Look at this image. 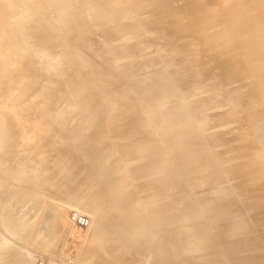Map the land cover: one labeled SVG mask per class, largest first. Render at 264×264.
<instances>
[{
  "label": "bare ground",
  "instance_id": "1",
  "mask_svg": "<svg viewBox=\"0 0 264 264\" xmlns=\"http://www.w3.org/2000/svg\"><path fill=\"white\" fill-rule=\"evenodd\" d=\"M207 1H209V0H185V3L182 5V7L175 8L176 6L175 7L173 6L171 0H139V1H136V0H0V65L2 66V68H4V70L3 69L1 70V74H0V100L3 97H5V98L7 97V99H8V97L11 96L12 93L13 94H14V92L16 93V91H14V89L12 88V84H13L12 79L14 77L13 75L15 74V69H16L14 67V64L16 66V64H19V63H16L17 62L16 59H15L16 62L13 61L14 59L12 57L14 55L11 57L10 54H14V51L12 53L11 48L23 47L24 49L27 50V49H29V47H31L30 50L32 49L37 55H39L40 56L39 58L41 59V61L44 60V61L49 62V69L48 70H50V75H53V73H54L55 76L62 78L63 83L67 84L66 90H64L62 93H61V91H62L61 90L60 91L61 94L57 95L58 97L55 96V93L52 94L57 98V101L55 99L56 103L54 102V100H52L53 98L50 99L49 97H47L48 94H46V97H47L46 100L47 101L50 100V102H51V100H52L55 104L63 103L64 101H68L65 103L70 104L72 101H71V99L69 101L68 98H73L74 99L73 101H75V102H76V99H80L84 102L85 108L88 107V108L94 109V112L92 111V113H91V111H90L87 113L88 116L85 114L86 116L84 117V120H82L84 122H80L79 120H81L82 118L81 119L79 118L78 121L80 123H82V127H80V126L75 127L74 126V127H71V129L68 131L69 133H67V132H66L67 134L64 133V134H66L65 136L67 138L64 136L62 139L59 140L56 137H53V138H56L57 140H59L58 141L59 144L62 143V141H66L67 142L66 144H69L68 148H70V152L73 155L74 162L76 164L82 163L78 159H76V157H86L91 161L92 168H93L92 173L99 183V189H100V192L103 194V198H104V199H102V197L100 195H98L101 198L97 199L99 197H96L95 195H93L91 200H86V202L83 204L85 207L84 208L81 205H79L76 200L68 198L66 196L63 197V201L65 204L67 203V206L69 204L70 206L75 208L76 211H80L82 213H84L83 211L85 210L86 213H88V214H86V213L85 214L88 216L90 215L89 216L90 224L85 227V228L88 227L90 230L89 234H87L88 238L84 235V237H86L88 239L87 244H86V246L82 244L83 246H85L84 250L82 249L83 254L80 256L77 255L79 257L80 263L86 264L87 258L89 256L91 257V255H94V256H92L93 258H91V259H95V256H96L97 259H95V261H93L94 264H128L127 261L123 260V258L118 259V260L115 259L116 261L113 262L114 260L111 258L113 260L112 261L109 257H111L113 254L115 255V253H117L116 251L123 250L124 247L126 250L125 254L127 255L129 253V255H130L131 252H134L139 247H141L142 250H147L148 247L149 248L151 247V249H152V246L155 247L157 244H159V243H157V244L155 243L157 236L155 234L156 229L153 225L155 223H160V225L163 224V226H164L165 223L177 222V220H176L177 218H176V215L174 212V201L173 202L168 201L166 203V205L164 207H162L160 209V211L157 213L154 211V207L152 205L150 208L148 206V209H145V207L141 208L142 207L141 205L145 202V200H148V193L147 192L138 193L139 191L134 192L131 190H135L134 186H132V185L136 184V185L140 186V187L138 186V188H137L135 185L136 189L142 191L143 187H145V185H144V182L140 181V179L147 182L150 180V178H152V176H155L154 174L158 173V175H160L162 173V171H164L162 164L163 163L165 164L166 161L170 162L171 167H172L176 163L175 157L177 158V156H176L177 154L180 156L179 158L181 161L183 159L184 161L187 162L189 171H194V170H197L199 168L201 169L202 166H204V169H207V171H208L207 172L208 174L205 175V178L208 179V181H209L208 184L212 186V189L222 191L229 198H230V196L234 197V199L232 198L233 201L235 200V201H237L236 203H238V204L240 203V205L244 206L246 214L250 216L249 217L250 219L252 218V221L257 219L258 209L259 210L263 209L262 208L263 206H260V205H262V203L264 202V199L255 198L254 194H253V197H250V198L247 197L248 192L246 193V191L248 188L251 189V187L248 186L251 183L247 185V183L250 182V180H248V182H246V179H245V181L241 180L243 175H244V174L242 175V172L240 170V167L242 166V165H240L241 159L243 158L242 155L243 156H244V154L250 155V153H252V151L251 152L246 151V150H250V149H248V148H251L249 146H248V148L245 146L246 149H242V145L243 144L247 145L248 143L245 144L244 141H243L244 143L239 141V146H241V147H239V149L241 148L240 149L241 151L244 150V152H242L244 154H241L240 157H242V158L240 159V157H239V161H237V164L234 162V164L232 163L233 164L232 166L223 164V159H225V157L222 158L223 156L220 153H222V152L224 153V151H222V150L220 151V150H218L219 148L215 147V146H217V145H215L218 143L217 141L221 140V139L217 140L218 136H220L219 138H222V136H223L226 139V136H224V132H223V130H226V129L223 128V130H222L221 128H218V129L222 130V131L220 130V132L217 131L218 130L217 128L213 129L214 125L218 124V123L213 124V123H215L213 121L215 119H217V117H218L217 121H219V119L220 120L222 118L225 119V117L229 115V114H227V110H224L223 112H222V110L220 111V108L217 107V104H218L216 102L217 100H211L209 98L204 100L201 98V96L198 95V98H199V100H201V103H200L199 108L198 109L196 108L197 111L199 110L198 113L200 112V113L204 114L205 116H208L210 119L212 117L213 123L212 122L211 123L213 125L208 122L209 123L208 128H211L210 125H212L213 130L207 129L206 128L208 126L207 124L205 125V124L199 123L200 120H198V122H188V123L186 122V125H187L186 127H190L192 129V131L189 134L191 137H193L194 139H202V138H208L209 139V140L201 141V144H198L196 146V147H199V149L202 148V150H199L197 148L196 150H194L193 152H190V153L183 152L181 150L183 147V143L178 140L177 133H176V131H174L175 128L172 126L173 123L174 124H176L177 122L180 123L179 121H177L175 119V116H177V115L188 116L190 113L193 112V108H189V106L187 105L186 99H184L185 98V95H184L185 92L182 91L178 86H176V84L184 82L187 79H188V81L189 80L191 81L190 83H192V82L196 83L199 81L204 82V81H207L208 78L213 76L219 80V84L221 86L217 85V87H219V88H217L215 91L213 90L212 93L218 92V94H220L222 96V90L225 91L224 92L225 96L234 102V105L230 110L235 111L237 108H241L244 110L243 114L240 115V113H239L237 115V117H239V118L234 117V118H237L235 120L236 122L239 121L238 119H241V121L238 122V125H237L238 127L234 126L233 128L242 127L241 122L245 120L243 122V124L246 123L244 125V127H246V125L249 126V127H247V131L243 127H242V129L239 128L240 130L244 131V132L242 131L244 137H245V134L246 135H249V134L252 135V133H253V135H254V133L255 134L257 133V136H256V139H257L258 134L264 133V132H260L261 130L264 131V128H263L264 127V121H261L263 119L259 120V118H260L259 116L261 114H263L261 112H263L262 110H264V108L262 107V104L264 106V103H263L264 102V80L260 79L262 77L264 78V76H263L264 74L262 75V72H264V0H240V2H241L240 4H235L231 8L230 7L225 8L223 11H221L216 16L215 21H212V22L209 19V17L207 16V12L204 10V8L203 9L202 8L194 9V11L191 14H189L190 10H191V9H189L190 7H193L194 5L197 6L199 4L204 6V5H206L205 2H207ZM212 1H215L216 3L221 2L220 0H212ZM246 2H249L250 4L253 5L252 13H248V14H252V16H250V17H246V15H241V11L243 10L244 4ZM46 3H48V5H46ZM50 3H51V5H49ZM148 4H150V5H148ZM141 5L147 6L145 14L147 16L153 18L156 21L157 26L158 25L161 26L162 24L164 25V24L172 23L174 26H176L174 28L176 33L178 32L180 34H185V35L188 33V34L193 35L191 37L192 42L191 41H184L185 43L191 42V43H188V45H186V44H183V42L180 43V42H177L175 40L174 41L172 40V42H171L170 38L166 35V33H163L162 36H158L156 34H150V32L155 29V28L153 29V27L151 30L143 33V35L140 34L135 29V27L132 23V21L134 19L128 18V17H129V14H132V13L138 11L139 8L141 7ZM152 5L153 6L158 5V8H153ZM232 11L234 12V14L231 16L230 12H232ZM234 16L239 19L238 22H232V19L234 18ZM247 18H252V19L248 20ZM99 21L101 23H106L107 30L105 31V35L102 39L101 45L95 46V45L89 43V38H90V34H92L94 32L95 24ZM213 22H215L214 25H212ZM212 28H214V29L211 30ZM3 32H4V34H3ZM146 33H148V34H146ZM173 34H175V33H173ZM1 35H3V37ZM2 39H6L7 43H9L11 48H8L9 46L6 47L5 45H8V44L3 42ZM179 39H181V38H179ZM179 39H177V40H179ZM188 40H190V37L188 38ZM223 47L224 48L225 47H231L232 48V52H231L230 56H228L227 54L220 53V51L222 50ZM17 51H18V49H17ZM33 51H30L31 53L29 52L30 55L33 53ZM74 51L78 52V54L75 53ZM57 52L60 53V54H58V56L61 55V57L59 56L58 59H55V58L51 59V57L55 56V54ZM27 53H28V51H27ZM19 54H21V51ZM27 55H29V54H27ZM129 55H135V59L132 62L127 61V60L134 58V57L128 58ZM16 56H17V54H16ZM26 57H25V59H26ZM32 57L33 56H31V58ZM183 57H186V61L183 63V67H185V66L187 67L188 65L189 66L186 69H184L181 72V74H188L189 76H186V75L177 76V75L170 73L169 70L175 66L174 61L176 62V64H177L176 67L178 68L179 62H182V59L185 60ZM80 58H82V59L80 60ZM29 59H30V57H29ZM20 60H21V58H20ZM22 60H24V59L22 58ZM54 60L57 62L58 66H59V62L61 63L60 67H58L55 64V66H57L60 69L57 70V68H55L54 65L51 64V62L53 63ZM82 60L85 61L83 63L84 65H82ZM223 60L226 61V63H222ZM38 61H40V60H38ZM19 62L21 63V61H19ZM25 63H27V62H25ZM143 66H145V68L151 67L152 70H156V71L152 72V70H151V71L147 72V74H145L143 72V74H140L139 77H138V75L133 74L134 71H137L138 69H142L141 67H143ZM22 68L19 67L20 70ZM227 68H230V73H225V69H227ZM34 69H32L33 72L31 70V73H33V74L35 73ZM4 71H6V73H4ZM190 71H192V72H190ZM21 72H22V70H21ZM23 72H24V69H23ZM36 73H37V71H36ZM253 73H255V75H253L251 77V74H253ZM28 74H30V73H28ZM17 76L15 74V77H17ZM175 76H177V78H175ZM20 77H21V75H20ZM23 78H25V77H23ZM28 78L29 77L27 76L25 79H28ZM39 78H40V76H39ZM16 79L17 78H15V80ZM3 80H4V82H3L4 84H1V81H3ZM18 80H19V78H18ZM37 81H38V79H37ZM55 81H57V80L55 79ZM234 82L235 83L237 82L238 84L236 83L237 85H234L233 84ZM25 83H27V81ZM18 85H20V84H18ZM21 85L24 86L26 84H21ZM63 85L64 84H62V86ZM199 85H197L196 87L198 88ZM208 85L201 86L200 88L206 89L205 86H208ZM187 86H189V85H187ZM20 87L18 86L17 88H20ZM17 88H16V90H17ZM23 88H25V86ZM185 88H187V87H185ZM59 89H60V87H59ZM189 89H190V87H189ZM207 89H208V87H207ZM214 89H215V87H214ZM20 90H22V89H20ZM25 90H26V88H25ZM28 90L29 89L27 88V91ZM49 91L51 92V90H49ZM190 91H193V90L191 89ZM20 92H21L20 94H24L25 91L23 92V90H22ZM45 93H48V91ZM16 94L14 95L15 97H16ZM197 94H199V93H196V95ZM27 95H28V93H27ZM27 95L25 94V96H27ZM49 95H50V93H49ZM18 97H19V95H18ZM205 97L207 98V96H205ZM21 98L23 99L24 97H22V95H21V97L19 99L21 100ZM179 98H180V100H179ZM220 99H222V98L220 97ZM20 100L18 103H20ZM23 100H21V101L23 102ZM43 100H45V99H43ZM8 101H9V99H8ZM25 101H27V100H24V102ZM2 102H1V104H3L5 101L3 103ZM11 103H13V102H11ZM1 104H0V106H1ZM6 104H7L6 108L5 107L3 108L4 111L0 110V147H2V146L6 147V146H9L10 144H12V146H14V144H16L15 147L21 146L22 150H24L23 146H25V149L29 146L28 144H27L28 146H26L25 142H26L27 136H29V135H27V133L30 132L31 130L28 129L29 131H26L27 128L30 127V126L28 127V125H27L29 123V121H28V123L26 122L27 124L24 123L27 125V127H26V125H25V127H23L20 124L23 123V120L24 121H27L28 119L30 120V118H28V109L29 108L25 107V109H23V111L20 112V115L22 116V119H23V120H21V119H19L20 115L19 116L17 115L18 119L15 118L16 116L13 117L14 114L16 115V113H14L15 110L17 109L16 112H18V110H20V108L19 109L14 108L15 110H14V112H13L14 114L12 116L11 113L5 111V109L8 111L10 110L9 108L7 109L9 104L8 103H6ZM20 104H18L17 106L19 107ZM214 104H215V107H217V109H219V110H217L219 112L211 111ZM2 106H4V105H2ZM25 106H27V105H25ZM29 106H30V104H29ZM29 106H27V107H29ZM43 106H45V105H43ZM13 107H10V108H13ZM21 107L23 108V105ZM30 107L33 108V106H30ZM46 107H47V104H46ZM51 107L49 108L50 110H51ZM55 107H57V105ZM73 107H75V105ZM261 107H262V109H261ZM36 108H38V105ZM36 108L34 107V109H36ZM67 108H68V105H67ZM41 109L39 110L40 112L46 108L44 107V109H42V110ZM82 109H84V107ZM86 109H85V111H86ZM52 111H54V110H52ZM63 111H65L66 113L60 114L59 117H57V118H59L58 120H61V123H60V121H58L59 123L56 125L57 126L56 128H58V125L59 126L61 124L64 125L65 122L68 123L66 120L67 114H69L70 112L71 113L69 114V116L72 114V112H73V114L71 116H74V114H75V112L71 110V107L68 111L69 113L67 112V110H63ZM259 111H260V113H259ZM31 112H29V113L31 114ZM40 112H38V113L40 114ZM45 112H44V114H45ZM224 112L226 113V115L224 114ZM49 113H51V112H49ZM39 114H38V116L48 115V114H45V115H43V114L39 115ZM77 114H78V111H77ZM223 114L225 115V117ZM256 114L257 115L260 114V115H258V117H254V115L257 116ZM106 115L108 116V118L106 117ZM109 115L112 118H114V116H115L114 119H116L117 124H118V125L114 126L116 128V132H109V134L105 135L104 137H98L97 135H86L85 134L86 132L83 131L84 127L85 128L92 127L91 129H94L95 132H100V131H103L104 129H111L113 127V125L108 124V121H106L108 119L110 120L111 117H109ZM222 115H223V117H222ZM232 115L233 114H231L229 121H230L231 117L233 118V116L235 114L233 116ZM105 118H107V119H105ZM35 119H33V120L35 121ZM40 119H41V117H40ZM255 119H258L259 121L255 120ZM36 120H39V118H37ZM127 120H130V121H127ZM39 121L41 122V121H43V119L39 120ZM113 121L114 120H112V122ZM226 122H228V118H227ZM109 123H110V121H109ZM231 123H233L235 125L233 120ZM37 125H38V121H37ZM37 125H35L36 128H37ZM43 126L45 127L44 124H43ZM43 126H41V127H43ZM64 126H62V127H64ZM120 126H121V128H120ZM122 126H125V127L127 126L128 132H130L129 128L131 129L132 127L136 126L134 130H132L133 128L131 129V131L133 133H129V134H137L139 131H141V129L139 127L142 126V127H144L145 130H148V132H147L148 136L147 137L150 136L149 137L150 139L148 138L149 140H147V142L143 139L141 140V141H143V145H144V148L142 146V148H143L142 149L143 151L141 150L142 153L136 152V154H137L136 156L141 158V159H139L140 162L138 164H136L137 170L135 169L136 173L139 175V177H137L138 175L136 176V174L134 172H132L130 169L127 170L128 172L131 171V174L127 173V174H130L129 175L130 177L128 176L130 181L134 175H135V178H137V179L139 178L138 182L137 181L134 182V178H132V182H131L132 185L128 184V183H130V181L127 180V175H124V173L127 171H125L124 173L118 172L114 165L108 164L107 161L104 160L105 157L110 155L111 151L116 146L112 140L114 134H117L118 132H120V133L125 132L126 129L123 128ZM261 126L263 129L261 128ZM41 127H39V128H41ZM45 128H47V126ZM252 128H254L256 130V132H253L254 129H252ZM47 129H45V131H47ZM239 129H238L239 133L237 134V136L240 134L241 137L240 136H238V137H240L239 139H241L242 133H240L241 131ZM251 129H252V132H251ZM42 130H44V129H42ZM42 130H40V131L42 132ZM231 130H229V131L231 132ZM248 130H250V131H248ZM34 131H36V130H34ZM61 131L62 130L60 129V131H58V133ZM213 131L218 132L217 137L214 136V139L217 138V139H215V142H213L214 139L212 138L213 137L212 136ZM235 131L236 130H234V132ZM128 132H125V133H128ZM210 132H212V133H210ZM221 132H223L222 135H220ZM232 132H231V134H232ZM34 133H37V132H34ZM42 133H40V134H42ZM62 133H59V134L63 135ZM43 134H45V133H43ZM59 134H58V136H61ZM210 134H212V135H210ZM228 134H225V135L228 136ZM34 135H36V137H38V139H39V137L41 138V136H42V135L37 136V134H34ZM237 136L235 138H237ZM231 137H232V135H231ZM30 138L32 139V137H30ZM33 138H34V136H33ZM42 138L45 139L44 137H42ZM243 138L241 140H244ZM34 139H32V140L35 141ZM38 139L36 140V142L37 141L42 142L41 140H38ZM46 139L48 141V139H50V138H46ZM225 139H223L224 142H225ZM229 139H230V136H229ZM259 139H263V138L259 137ZM238 140L233 139L232 143H231V139L228 140V137H227L225 143L228 146L231 145L230 146L231 148L229 147L228 149L234 148V142H236L235 144L238 145V143H237ZM51 141L52 140H50V143L54 142V141H52V142ZM149 141H151V142H149ZM152 141H153V143H152ZM257 141H259V140L257 139ZM260 141L256 142V148L255 149L259 148L257 150H260V148L264 144V142H263L264 140L261 141L262 143ZM224 142H221V143H223V145H224L225 144ZM63 143H65V142H63ZM146 143H147V145L148 144H150V145L147 147ZM213 143H215V144H213ZM259 143H260V145H259ZM36 144H38V143H36ZM40 145H43V147H44L45 146L44 141ZM63 145H65V144H63ZM200 145H204V147L203 146L200 147ZM221 145L222 144H220V146ZM67 146L68 145H66V147ZM9 147H11V146H9ZM41 147H39V148H41ZM235 147L237 148L236 145H235ZM33 148H35V147H33ZM77 148H79V150H76ZM7 149H8V147H7ZM225 149L226 148H224L223 150H225ZM251 149L254 150L253 148H251ZM1 150H2V148H1ZM1 150H0V176L2 175L4 177V175H5V177H7L8 182L7 183L5 182L4 184L0 183V207H4V208H1V210L4 209V214L2 213L3 214L2 219H4L8 223H11V221H13L14 217L16 216V213H15L16 212V210H15L16 204L8 207V200L11 197L13 198V196H17L18 197L17 199H19V200L22 199L21 201L24 200L25 205L26 204H28V205L29 204H39V203L41 205L42 204L41 203L42 198L44 197V195H46L45 192L48 193L49 192V191H47L48 188L49 189H51V188L48 187L47 190L44 189L43 185H46L44 183L46 181H48L49 177L46 180L44 179V176H42V174H41V172H43L42 171L43 169L41 170L40 166L39 167L37 166L38 167L37 171H38V169L41 170L40 172H38V174H41V175L36 174L35 171H34V173L33 172L31 173V171H30V170H32V168H34L37 165L38 161L36 163L34 162L35 165H33V167H32V163L35 159L34 160L31 159L30 162L33 160L32 163L30 164V162H29V164H28V165H31V169L30 170L26 169V167H28V168H30V167L26 166L27 163H25V162L27 160H29L31 158L30 156H33V154L26 156L29 153L24 151L26 153L24 159H26V157H30V158L27 160H24L25 162L23 161V159H21V161H23L26 164L25 165L23 163V165H25V168H24V170H22L21 168H23V167H21L19 164V168L20 167L21 168L18 169L17 171H15L16 168L13 169L14 166H11V164H12V161H14V159L17 158L19 151H17V152L12 151L11 153H8L9 152L8 151L7 152L8 154H6V153H3L4 150L3 151H1ZM27 151H28V149H27ZM35 151H37V150H35ZM44 151L48 152V149H47V151L43 150L42 151L43 153L40 152L41 154H43L42 155L43 157H44ZM241 151H239V152H241ZM262 151H264V150H262ZM24 152H23V154H24ZM245 152H248V153H245ZM253 152L256 153L255 151H253ZM259 152H261V151H259ZM33 153H34V150H33ZM38 154H39V152H38ZM194 154H198L200 159L205 158V159L209 160V162L206 160L207 163L204 162V164L206 163L205 164L206 166H208V164L210 163L209 167L206 168V166L202 163V161H204V160H202V159H201L202 161H199L198 159L196 160L195 158H198V156L196 155V157H194ZM225 154H226V152H225ZM251 155L254 156V157L252 156L254 159V158H256L257 154L254 155L252 153ZM37 156H33V158L37 157ZM47 156H45V157L47 158ZM225 156L227 157L228 155L226 154ZM36 159H38V157ZM253 159H252V161L254 163L258 162L257 160L255 161V159L254 160ZM39 160H41V159L39 158ZM44 160H45V158H44ZM252 161H251V163L248 161V163H250L249 166L252 164ZM211 163L215 164L216 166L213 164H212L213 165L212 166ZM238 163H240V164H238ZM21 164H22V162H21ZM40 164H42V163H40ZM201 164H203V165L200 166ZM246 164L244 163V166ZM38 165H39V163H38ZM48 165H50V164H48ZM237 165H239V166H237ZM259 165L261 166L262 164H259ZM15 166H18V165H15ZM44 167H46V166H44ZM179 167H180V165L175 167L174 169H177V171L182 174L181 171L183 170V168L180 169ZM258 167L259 166H257V168ZM257 168L255 167L256 170H257ZM261 168H263V167H261ZM261 168L259 167V169L257 171H261ZM25 169L27 171H29V172H27V174L25 172H23V171H26ZM208 169H210V170H208ZM255 169H254V167H252V170L255 171ZM49 170H47L46 172H49L51 174V172H50L51 170L50 171ZM52 170H53V168H52ZM132 170H134V169H132ZM20 171H22V174L23 173L24 174L23 175L21 174L20 175L21 177L19 178L18 176L20 174ZM183 173H185V171ZM46 174H48V173H46ZM50 174H48V176ZM245 175H247V174H245ZM3 179L5 180V178H3ZM182 179L186 183H185V185L183 184V186H180V188L183 187L182 188L184 190L183 195H186V198L188 199L189 202L192 203V205L196 206V204H199L201 206L200 207L201 210L204 209V211H206V210H209L212 208V207L210 208L211 204H214V202L218 203V201H215L216 200L215 198L212 200H208L207 199L208 196H206V198H204L205 196L203 197V196H200V194H199L200 197H195L193 192L195 190H197V187L193 184V182L190 181L188 176L186 177V174L182 176ZM258 179H259V177H258ZM46 183H49V181ZM253 184H254V182H253ZM127 185H129L128 186L129 188H130V186H132L131 188H133V189L129 190ZM46 186H45V188H46ZM215 186H219V187L215 188ZM191 191H193L192 194H191ZM252 193H254V192H252ZM206 194H208V193H206ZM249 194H250V190H249ZM197 196H198V194H197ZM134 197L135 198H141V200L138 199V201H135ZM14 198H16V197H14ZM99 200L102 202H105L104 204H102L103 206L100 205L101 210L99 209V207L95 208L96 205L100 204ZM261 200H263V202ZM226 201H227V199H226ZM56 203H54V204H56ZM139 203H141V204L139 205ZM230 203H234V202L229 201V204ZM225 204H226V206L230 207V205L228 203H225ZM215 205H217V204H214V206ZM60 206H62L61 203L58 207L60 208ZM217 207L220 208V206H217ZM67 209H65V206H64V209L62 207V209L57 208V210H56V208L53 209V207H52L51 210L48 209V211L43 215V218L41 221L42 226H40V230L38 232V234L41 236V240H42L41 243L49 244L50 242H53L54 240L56 241V238L59 237L58 235L61 232L63 233V231H64L63 229H64L65 225L67 223H70V221H71V220L67 221ZM214 209H215V207H214ZM221 209L226 210L225 205H222ZM215 210H217V209H215ZM215 210H210V211L212 212ZM220 210L215 211L214 216L210 215L212 217H211V219L209 218V222L207 221V223H206V224L210 223V225H211L210 227L214 228L216 231V233H214V234H217V235H222V234H220V232L218 230V229H220V225H219L220 223H218V221H217L218 217L223 215L222 213H219ZM263 210H262V213H263ZM68 211H70V210H68ZM233 211L235 212V210H233ZM237 211L238 210H236V212ZM260 212L261 211H258V214H259V216H260V214L262 216V213H260ZM151 213L153 214L152 217H151ZM240 213H242V215H244L243 214L244 212L241 211ZM209 214H211V213H209ZM225 214H226V212H225ZM93 215L95 216V218H93ZM241 216H240V219H241ZM226 217H228V216H226ZM235 217H236V215H235ZM153 218H155V219H153ZM232 218H234L233 213H232ZM51 219H53V221ZM91 219H92V222H91ZM262 219H263V216L261 217L260 220H262ZM220 220H221V218H220ZM226 220H228V219H226ZM229 220H230V218H229ZM245 220H246V217H245ZM223 221H221V222H223ZM237 221H239V220H237ZM240 221H243V219ZM259 222L260 221H258V223ZM22 223H23V220L21 218H19V220H17V222H16V226H19V228H21ZM171 223H169V229H170ZM239 223H241V222H239ZM242 223H243V225L240 229L245 228L246 225H248V223L245 224L246 223L245 221H243ZM251 223H253V222H251ZM258 223L256 225H258ZM174 224H176V223H174ZM222 224L223 223H221V226H223ZM261 224L262 223L260 222V225ZM72 225L76 226L73 223H72ZM166 225H168V224H166ZM166 225L163 228H167ZM228 225H230V224H228ZM191 226H193V225H191ZM191 226L185 228V230H184V233L186 234L185 251H188L190 253L198 251V252H200V254L198 253L200 257H203L204 254L206 256V253H204V249H206L207 245L208 246H209V244L211 245V243H209V240H208V239H211V238H209L210 235L204 233V230L207 226L205 227L202 223L201 226H203L205 228L203 230H201V228H203V227L200 226L201 228L199 230L197 229V231L192 230ZM194 226H196V225H194ZM236 226H237V224H236ZM76 227L78 228V226H76ZM260 227H261V230H259V231L264 230V229H262L263 226H260ZM70 228L72 229L73 227H70ZM172 228H174V226ZM193 228H195V227H193ZM254 228H255V226H254ZM79 229H80V227L78 228V230ZM221 229H222V227H221ZM230 229L232 230L233 228L230 227ZM78 230L76 229V231H78ZM86 230H88V229H86ZM172 230H174V229H172ZM242 230H244V229H242ZM255 230L258 231V229H255ZM176 231H178V230L176 229ZM233 231H232V233H233ZM253 232H254V230H253ZM169 233H170V231H169ZM172 233L176 234L173 231L170 233V235ZM260 233H263V231ZM63 234H65V233H63ZM68 234H69V232H68ZM200 234H202V236ZM76 235H77V233H75V236ZM81 235L83 237V234H81ZM176 235H178V234H176ZM228 235H229V233H228ZM258 235H260V234H258ZM258 235L256 237L257 239H258ZM134 236H135V238H134ZM254 236H256V235H254ZM174 237H175V235H174ZM249 237H251V236H249ZM262 237H264V235L263 236L261 235V237H259L258 240L262 239V241H264ZM171 238H173V236ZM215 238H217V237H215ZM218 238H219V236H218ZM240 238H241V236H240ZM7 240L8 239H6V238H4V240H2V241L0 240V248H4V250L8 251L13 246H11V244L8 243ZM77 240H78V238H77ZM83 240H82V242H83ZM164 240H166V239L164 238ZM168 240H166V241H168ZM76 242H78V241H76ZM79 242H80V240H79ZM250 242H251V240H250ZM254 242H255V240H254ZM168 243H170V242H168ZM257 243H260V241ZM260 244H259V246H260ZM162 245H163L162 246V248H163L166 245V243H165V245L164 244H162ZM79 246H81V245L79 244ZM212 246H214V245H212ZM218 246H219V244L217 245V247ZM263 246H264V243H263ZM160 247H161V245H160ZM173 247H175V246L173 245ZM245 247H247V246H245ZM167 248L169 249L170 247H165V250L164 249L163 250L166 251ZM218 249H219V247H218ZM223 249H222V251H223ZM260 249H261V247H260ZM160 250L162 251V249H160ZM207 250H206V252H207ZM245 250H247V249H245ZM81 251H78V252H81ZM113 251L115 253H113L111 256H109V254L112 253ZM154 251H156V249H154ZM164 251H163V253H164ZM212 251H214L215 253L218 252L217 249L212 250ZM261 251H263V250H261ZM120 252L121 253H119V252L118 253L122 254V251H120ZM149 252L153 253L152 250ZM170 252H173V250ZM210 253H208V254H210ZM238 253H240V252H238ZM0 254H1V252H0ZM153 254H155V252ZM223 254H224V252H223ZM6 255H5V253H3V255L0 256V263L1 264H2V261H4V260H7V264H28V261L26 258L14 257V256H10V255L6 256ZM225 255H226V253H225ZM155 256H157V255H155ZM210 256H211V254H210ZM221 256H222V254H221ZM171 257H172V255H171ZM214 257L212 258L213 260H214ZM217 257H215V258H217ZM58 258H59V256H58ZM115 258H116V255H115ZM251 258H252V256H251ZM263 258H261V260ZM161 260H163V259H161ZM220 261H221V259H220ZM90 262H91V260H90ZM157 262L158 261H156L155 263H157ZM204 262H207V261L204 260ZM257 262H258V259H257ZM41 263L46 264L45 261H43ZM49 264H59V263H55L54 261H50ZM64 264H72V263L70 261H67ZM159 264H164V262L163 263L159 262ZM171 264H172V262H171Z\"/></svg>",
  "mask_w": 264,
  "mask_h": 264
},
{
  "label": "rangeland",
  "instance_id": "2",
  "mask_svg": "<svg viewBox=\"0 0 264 264\" xmlns=\"http://www.w3.org/2000/svg\"><path fill=\"white\" fill-rule=\"evenodd\" d=\"M136 1H139V0H136ZM172 1V4H173V6L175 7V8H178V7H182V5L185 3V0H171ZM221 2H215V1H212V0H209V1H207V2H205V4L206 5H204V6H202L201 4H199V5H194L193 7H190L189 9H191L190 10V13L189 14H191L193 11H194V9H199V8H204V10L207 12V16L209 17V19L211 20V22L212 21H215V18H216V16L221 12V11H223L225 8H228V7H233L235 4H240L241 2H240V0H220ZM52 2V1H51ZM46 5H48V3H46ZM49 5H51V3L49 4ZM148 5H150V4H148ZM152 7L153 8H158V5H152ZM146 9H147V6H144V5H141V7L139 8V10L138 11H136V12H134V13H132V14H129V17L128 18H132V19H134L133 21H132V23H133V25H134V27H135V29L140 33V34H142L143 35V33H145V32H147V31H149V30H151L152 29V27H153V29L154 30H152L151 32H150V34H156V35H158V36H162L163 35V33H166V35L170 38V41L172 42V40L174 41H177V42H180V43H182L183 42V44H186V45H188V43H191L192 42V36L193 35H191V34H180V33H176V31L174 30V28L176 27V26H174L172 23H170V24H160L161 26H157V23H156V21L153 19V18H151V17H149V16H147L146 14H145V11H146ZM242 10V9H241ZM252 10H253V5L252 4H250L249 2H246L245 4H244V8H243V10L241 11V15H246V17H250V16H252V14H248V13H252ZM234 14V12L232 11V12H230V15L232 16ZM248 20H250V19H252V18H247ZM153 21V22H152ZM239 21V19L237 18V17H235L234 16V18L232 19V22H238ZM215 24V22H213L212 23V25H214ZM234 24V23H233ZM155 26V27H154ZM97 29V30H96ZM214 28H212L211 30H213ZM107 30V28H106V23H101L100 21L99 22H97L96 24H95V26H94V32L92 33V34H90V38H89V43L90 44H93V45H95V46H99V45H101V43H102V39H103V37H104V35H105V31ZM175 31V32H174ZM168 32V33H167ZM173 33H175V34H173ZM3 34H4V32H3ZM146 34H148V33H146ZM177 34V35H176ZM2 37H3V35H1ZM177 36V37H176ZM175 37V38H174ZM190 37V40H188V38ZM179 38H181V39H179ZM177 39H179V40H177ZM3 40V42H5V43H7V41H6V39H2ZM184 41H191V42H184ZM8 45H5L6 47H8V48H11L10 47V45H9V43H7ZM14 47V46H13ZM21 48V49H20ZM30 48L31 47H29V49H24L23 47H15V48H11V50H12V53H13V51H14V54H10L11 55V57L14 59L13 61L14 62H16V63H19V64H16V66H15V64H14V67L16 68H14L15 69V74H16V76L17 77H15V74L12 76L13 77V79H12V88L14 89V91H16V93L14 92V94L12 93V95L11 96H9L8 97V99H9V101H8V99H7V97L5 98V97H3L1 100H0V104H1V102L3 101H5L6 103H8L9 105H8V107H7V109L9 108L10 110L8 111V110H6L5 109V111H7V112H9V113H11L12 114V116H13V114L14 113H16V115L14 114V116L13 117H15V118H17L18 119V117H17V115L19 116L20 115V112H22L23 111V109H25V107L26 108H29L28 109V118H30V120L28 119L27 121H24L23 119H22V116L20 115V117H19V119H21V120H23V123H21L20 125L21 126H23V127H25V125L28 123V121H29V123L27 124L28 125V127L29 128H27V130L26 131H29V130H31L30 132H28L27 133V135H29V136H27V139H26V142H25V145L26 146H28L26 149H25V146H23V149L24 150H22V147L21 146H16L15 147V145L16 144H14V146H12V144H10L9 146H11V147H9V146H6V147H4V146H2V147H0V150H1V148H2V150L1 151H3V153H6V154H8V153H11L12 151H15V152H17V151H19V153H18V156H17V158L16 159H14V161H12V164H11V166H14L13 167V169L14 168H16L15 169V171H17L18 169H20L21 167H23V168H21L22 170H24V168H25V163H27V165L26 166H29L30 168H28V167H26V169L27 170H30L31 169V165H28L29 164V162H30V160L31 159H35L34 161H33V163H32V161L30 162V164L32 163V167H33V165H35L34 164V162L36 163L37 161V165L34 167V168H32V170H30L31 171V173L33 172L34 173V171H35V173L36 174H38V172H40L42 169V171L44 172H41V174H42V176H44V179L46 180L48 177V181H49V183H46V182H48V181H46L44 184H48L47 186L46 185H43L44 186V189L45 190H47V188L48 187H50L51 189H49L48 188V190L47 191H49L48 193L47 192H45V194L46 195H44V197L42 198V204L40 205V203L39 204H24V200L23 201H21L22 199H17L18 197L17 196H13V198L11 197L9 200H8V207H10L11 205L13 206L14 204H16V216L14 217V219H13V221H11V223H8V222H6L4 219H2L3 218V214H4V209H2L1 210V208H4V207H0V240L2 241V240H4V238H6V239H8L7 240V242L8 243H10L11 244V246H13L10 250H4V248H0V252H1V254H0V256L1 255H3V253H5V255L6 256H14V257H23V258H26L27 259V261H28V264H39V263H41V262H43V261H45V263L46 264H49V262L50 261H54L55 263H59V264H64L65 262H67V261H70L72 264H84V263H80L79 262V257L78 256H80V255H82L83 254V250H84V247L86 246V244H87V238H88V235L87 234H89V232H90V230H89V228L87 227V228H85V227H80V229L78 230V228H79V226H78V228L76 227V226H74V225H72V223H71V221H70V217H69V215H70V212L71 211H73V210H75V208H73L72 206H70L69 204H68V206H67V203L65 204L64 203V201H63V197L64 196H66V197H68V198H71V199H74V200H76L77 202H78V204L79 205H81L82 207H84V203L86 202V200H91V198L93 197V195H95L96 197H99V198H97V199H100L101 197H102V199H104L103 198V194L100 192V189H99V183H98V181H97V179L94 177V175H93V168H92V163H91V161L88 159V158H86V157H76V159H78L80 162H82L81 164H76L75 162H74V157H73V155L71 154V152H70V148H68L69 147V144H66L67 142L66 141H62V143H58V141L60 140V139H62L67 133H69L68 131L71 129V127H82V123H80V122H84V121H82V120H84V117L87 115L88 116V112H90L91 111V113H92V111L94 112V109L93 108H88V107H86L85 108V104H84V102L82 101V100H80V99H76V102L78 103H76L75 101H73L74 99L73 98H68V100L70 101V99H71V103L70 104H68V103H65V102H68V101H64L63 103H58V104H55L56 103V101H57V98L56 97H58L57 95H59V94H61L64 90H66V88H67V84L66 83H63V80H62V78L61 77H58V76H55V74L53 73V75H50V70H48L49 69V62H47V61H41V59L39 58L40 56L39 55H37L32 49L30 50ZM16 51H15V50ZM17 49H18V51H17ZM20 51H21V54H19L20 53ZM24 51V52H23ZM27 51H28V53H27ZM30 51H33V55L31 54L30 55ZM30 52V53H29ZM75 53H77L78 54V52H76V51H74ZM231 52H232V48L231 47H223L222 48V50L220 51V53H222V54H227L228 56H230V54H231ZM17 54V56H16V54ZM23 53V54H22ZM19 54V55H18ZM27 54H29V55H27ZM58 54H60L59 52H57L56 54H55V56H52L51 57V59H58L59 58V56L61 57V55H59L58 56ZM16 56V57H15ZM21 56V57H20ZM27 56V57H26ZM31 56H33L32 58H31ZM35 56V57H34ZM58 56V57H57ZM25 57H26V59H25ZM29 57H30V59H29ZM57 57V58H56ZM117 57V56H116ZM115 57V58H116ZM132 57H134L133 59H130V60H127V61H129V62H132L134 59H135V55H129V57L128 58H132ZM20 58H21V60H20ZM22 58L24 59V60H22ZM185 60H183L182 59V62H179V65H178V68L176 67L177 66V64H176V62L174 61V63H175V66L173 67V68H171L169 71H170V73H172V74H174V75H177V76H179V75H181V76H183V75H186V76H189L188 74H181V72L184 70V69H186L187 67L185 66V67H183V63L186 61V57H183ZM15 59H16V61H15ZM19 59V60H18ZM50 59V60H51ZM82 58H80V60H81ZM28 60V61H27ZM32 60V61H31ZM38 60H40V61H38ZM19 61H21V63L19 62ZM23 61V62H22ZM30 61V62H29ZM52 61V60H51ZM50 61V62H51ZM191 61V60H190ZM13 62V63H14ZM25 62H27V63H25ZM85 61H83L82 60V65H84L83 63H84ZM25 63V64H24ZM178 63V62H177ZM222 63H226V61H224L223 60V62ZM34 64V65H33ZM51 64H53L54 65V67L55 68H57V70L58 69H60V68H58V67H60V65H61V63L59 62V66L57 65V62L54 60L53 61V63L51 62ZM55 64L58 66H55ZM20 65V66H19ZM30 65V66H29ZM28 66V67H27ZM34 66V67H33ZM19 67L20 68H22L21 70H22V72H23V69H24V72L22 73L21 72V70L19 69ZM25 67V68H24ZM32 67V68H31ZM27 68V69H26ZM35 68V69H34ZM142 69H138L137 71H134L133 72V74H135V75H138V77H139V75L140 74H143V72L145 73V74H147V72H149V71H151L152 70V68L151 67H148V68H145V66H143V67H141ZM4 70V68H2V66L0 65V74H1V70ZM32 69H34V71H35V73H36V71H37V73L34 75L33 73H31V70ZM259 69V68H258ZM20 70V71H19ZM26 70V71H25ZM29 70V71H28ZM52 70V69H51ZM154 71H156V70H152V72H154ZM18 74H17V73ZM20 72V73H19ZM32 72H33V70H32ZM190 72H192V71H190ZM4 73H6V71H4ZM28 73H30V74H28ZM41 73V74H40ZM225 73H230V68H227V69H225ZM21 75V77H20V75ZM28 74V75H27ZM40 74V75H39ZM264 74V72H262V75ZM25 75V76H24ZM40 76V78H39V76ZM253 75H255V73H253V74H251V77L253 76ZM29 77L28 79H25L26 77ZM31 76V77H30ZM42 76V77H41ZM177 76H175V78H177ZM264 76V75H263ZM23 77H25V78H23ZM58 79H57V78ZM262 77V76H261ZM15 78H17L16 80H15ZM18 78H19V80H18ZM179 78V77H178ZM37 79H38V81H37ZM55 79L58 81H55ZM260 79H262V80H264V78L262 77V78H260ZM36 80V81H35ZM52 80V81H51ZM61 80V81H60ZM22 81V82H21ZM27 81V83H25ZM4 82V80L3 81H1V84H4L3 83ZM17 82V83H16ZM189 82V83H188ZM191 81L189 80L188 81V79L186 80V81H184V82H181V83H177L176 84V86H178L182 91H184L185 92V98L184 99H186V102H187V105L189 106V108H193V112L192 113H190L188 116H182V115H177V116H175V119L177 120V121H179L180 123H176V124H172V126L175 128H173L174 129V131H176V133H177V136H178V140L180 141V142H182L183 143V147H182V151L183 152H185V153H190V152H193L194 150H196L197 148L199 149V147H196L198 144H201V141H204V140H209L208 138H202V139H194L193 137H191L189 134H190V132L192 131V129L190 128V127H186L187 125H186V122L188 123V122H198V120H200L199 121V123H201V124H207L208 126L206 127L207 129H210V130H213V129H215V128H221L222 130H223V128H225L226 130H223V132H224V136H226V139H227V137H228V140H230L231 139V143H232V140L233 139H239L240 137H241V135L239 134L238 136H240V137H238L237 136V134L239 133V131H238V129L240 128V129H242V127L243 128H245L246 129V131H247V127H249V126H247L246 125V127H244V125L246 124H243V122L245 121H242L241 123H242V127H239V128H237L238 126V122L239 121H241V119H238L239 121H235L237 118H239V117H237V115L240 113V115L241 114H243L244 113V110L243 109H241V108H237L235 111H232V110H230L232 107H233V105H234V102L231 100V99H228L226 96H225V94H224V92L225 91H223L222 90V96L220 95V94H218V92L217 93H212V91L214 90H216L217 88H219V87H217V85L218 86H221L220 84H219V80L216 78V77H213V76H211L210 78H208V80L207 81H202V82H196V83H190ZM206 82V83H205ZM202 83V84H201ZM237 83V82H236ZM235 82L233 83L234 85H237ZM18 84H20V85H18ZM21 84H26V85H24L25 86V88H26V90H25V88H23L24 86L23 85H21ZM52 86H51V85ZM57 84V85H56ZM60 84V85H59ZM62 84H64L63 86H62ZM180 84V85H179ZM199 85L198 86V88L196 87L197 85ZM209 84V85H208ZM20 87V88H17L18 86ZM29 85V86H28ZM187 85H189V86H187ZM204 85H208V86H205L206 87V89H207V87H208V89L206 90L205 88H200L201 86H204ZM213 85V86H212ZM51 86V87H50ZM187 87V88H185V87ZM59 87H60V89H59ZM184 89H183V88ZM189 87H190V89H189ZM194 87V88H193ZM214 87H215V89H214ZM16 88H17V90H16ZM27 88L30 90H28L27 91ZM49 88V89H48ZM51 88V89H50ZM54 88V89H53ZM56 88V89H55ZM20 89H22L23 90V92H24V94H20L21 92L20 91H22V90H20ZM58 89V90H57ZM193 90V91H190V90ZM198 89V90H197ZM48 91V93H45V92H47ZM49 90H51V92L49 91ZM62 90V91H61ZM197 92H196V91ZM200 90V91H199ZM204 90V91H203ZM211 90V91H210ZM27 91V92H26ZM60 91H61V93H60ZM188 91V92H187ZM199 91V92H198ZM30 92V93H29ZM58 92V93H57ZM191 92V93H190ZM199 93V94H197L196 95V93ZM202 92V93H201ZM208 92V93H207ZM27 93H28V95H27ZM49 93H50V95H49ZM55 93V96L54 95H52V94H54ZM205 93V94H204ZM16 94V97L14 96ZM25 94L27 95V96H25ZM45 94V95H44ZM46 94H48L47 95V97H49L50 99H52V100H54V102L51 100V102H50V100L49 101H47L46 99H47V97H46ZM204 94V95H203ZM218 94V95H217ZM224 94V95H223ZM18 95H19V97H18ZM21 95H22V97H24L23 99L24 100H27V101H25L24 102V100L21 98V100H23V102L19 99L20 97H21ZM198 95L199 96H201V98L202 99H211V100H217L216 102L218 103L217 104V107H219L220 108V111L222 110V112L224 111V110H227V114H229L228 116H226L225 117V115H226V111L224 112V117H225V119L224 118H222L221 120L219 119V121H217L218 120V117H217V119H215L214 121L212 120V117H211V119L208 117V116H205L204 114H202V113H198V111H197V109L199 108V106H200V103H201V100H199V98H198ZM29 96V97H28ZM188 96V97H187ZM197 96V97H196ZM205 96H207V98L205 97ZM15 97V98H14ZM28 97V98H27ZM220 97L222 98V99H220ZM27 98V99H26ZM31 100H30V99ZM13 101H12V100ZM43 99H45V100H43ZM55 99H56V101H55ZM16 100V101H15ZM19 100H20V103H18L19 102ZM29 100V101H28ZM178 100V99H177ZM179 100H180V98H179ZM82 101V102H81ZM2 102V103H3ZM4 102V103H5ZM11 102H13V103H10ZM27 102V103H26ZM31 102V103H30ZM48 102V103H47ZM1 104V108H0V110H3L4 111V107L6 108V103L5 104ZM24 103V104H23ZM26 103V104H25ZM47 104V107H46V104ZM52 103V104H51ZM264 103V102H263ZM16 104V105H15ZM18 104H20L21 106L23 105V108L19 105V107L17 106ZM29 104H30V106H33V108L32 107H30L29 106ZM55 104V105H54ZM60 104V105H59ZM84 106H83V105ZM262 104V103H261ZM2 105H4V106H2ZM25 105H27V106H29V107H27V106H25ZM37 105H38V108H36L37 107ZM43 105H45V106H43ZM50 105V106H49ZM57 105V107H55ZM67 105H68V108H67ZM72 105V106H71ZM75 105V107H73ZM14 106V107H13ZM43 106V107H42ZM53 108H52V107ZM59 106V107H58ZM81 106V107H80ZM84 107V109H82L83 107ZM10 107H13V108H10ZM34 107L37 109H34ZM44 107L47 109H44ZM51 107V110L49 109ZM56 109H55V108ZM70 107H71V110L72 111H74L75 112V114H74V116H71L72 114H73V112H72V114L69 116V114L71 113H69L68 111H69V109H70ZM77 107V108H76ZM79 107V108H78ZM217 107H215V104L213 105V108L211 109V111H214V112H216L217 110H219V109H217ZM262 107L264 108V106H263V104H262ZM262 107H261V109H262ZM14 108H20V110H18V112H16L17 111V109L15 110ZM44 109L43 111L45 112V114H48V115H45L44 114V112L43 111H39L40 109ZM73 108V109H72ZM197 108V109H196ZM13 111H12V110ZM31 109V110H30ZM41 109V110H42ZM49 109V110H48ZM75 109V110H74ZM78 109V110H77ZM85 109H86V111H85ZM14 110H15V112H14ZM30 110V111H29ZM33 110V111H32ZM52 110H54V111H52ZM63 110H67V112L69 113V114H67L66 116V120H67V122L68 123H66L65 122V126L63 125V124H61L62 126H64V127H62L61 125L59 126L58 125V128H56L57 126V124L59 123L58 121H60V123H61V120H58L59 118H57V117H59V115L60 114H63V113H66L65 111H63ZM78 111V114H77V111ZM84 110V111H83ZM89 110V111H88ZM260 110V109H259ZM32 111V112H31ZM40 112V114H43V115H45V116H38V112ZM80 111V112H79ZM196 111V112H195ZM263 112H261V113H263V114H258V115H260L259 117V120L260 119H263V120H261V121H264V110H262ZM14 112V113H13ZM29 112H31V114L29 113ZM43 112V113H42ZM48 112V113H47ZM49 112H51V113H49ZM195 112V113H194ZM217 112H219V111H217ZM231 112V113H230ZM18 113V114H17ZM80 113V114H79ZM90 113V114H91ZM108 113V112H107ZM259 113H260V111H259ZM10 114V115H11ZM35 114V115H34ZM37 114V115H36ZM39 114V115H40ZM82 114V115H81ZM86 114V115H85ZM89 114V115H90ZM110 114V113H109ZM231 114H235L234 116H233V118L231 117V119H230V121H229V118H230V116H231ZM30 115V116H29ZM34 115V116H33ZM223 115H222V117H223ZM257 115V114H256ZM258 115L257 116H255L254 115V117H258ZM35 119L36 117L37 118H39V120H42L43 119V121H39V120H36L35 119V121L32 119ZM40 117H41V119H40ZM46 119H45V118ZM73 117V118H72ZM106 117L108 118V116L106 115ZM109 117H111L110 115H109ZM234 117H237V118H234ZM262 117V118H261ZM72 118V119H71ZM79 118L81 119V120H79ZM107 118H105V119H107ZM114 118H115V116H114ZM114 118H110V120L108 119V120H106V121H108V124H110V125H113V127L111 128V129H104L103 131H100V132H95L94 131V129H91L92 127H87V128H85L84 127V129H83V131L84 132H86L85 134L86 135H97L98 137H104L105 135H107V134H109V132H116V128L114 127L115 125H118L117 124V121H116V119H114ZM132 118V117H131ZM227 118H228V122H226L227 121ZM57 119V120H56ZM254 119V118H253ZM33 120V121H32ZM47 122H46V121ZM80 122H79V121ZM112 120H114L113 122H112ZM211 120V121H210ZM223 120V121H222ZM225 120V121H224ZM232 120H233V122L235 123V125L233 124V123H231L232 122ZM255 120H258V119H255ZM258 120V121H259ZM37 121H38V125H37ZM109 121H110V123H109ZM127 121H130V120H127ZM126 121V122H127ZM215 122V123H213V122ZM247 121V120H246ZM253 121V120H252ZM27 122V123H26ZM125 122V123H126ZM210 124H217V125H214V128L212 127V125H210V127L211 128H208L209 127V123ZM212 122V123H211ZM24 123H26V124H24ZM36 123V124H35ZM63 123V122H62ZM124 123V124H125ZM229 123H231L230 125L227 124ZM237 123V124H236ZM30 124V125H29ZM37 125V128H36V126L35 125ZM41 124V125H40ZM43 124L45 125V127L47 126V128H45L44 126H43ZM78 124V125H77ZM88 124V123H87ZM240 124V123H239ZM27 125H26V127H27ZM33 125V126H32ZM40 125V126H39ZM226 125V126H225ZM41 127V126H43V127H41V128H39V127ZM234 126H237V127H235V128H233ZM62 127V128H61ZM123 128H125L124 130H125V132H128V130H127V126L125 127V126H122ZM135 127L136 126H134V127H132L131 129L132 130H134L135 129ZM62 130L61 132H59V133H62L63 135H61V134H59L58 133V131H60V129ZM120 128H121V126H120ZM140 129H141V131H139L137 134H129V133H133L132 131H131V129L129 128V131L130 132H128V133H125V132H118L117 134H114V136H113V138H112V140H113V142L115 143V148H113V150L111 151V153H110V155H108L107 157H105V161H107V163L108 164H112V165H114L115 166V168H116V170L118 171V172H121V173H124L125 171H127L128 169H130L132 172H134L135 174H136V176L138 175L137 173H136V167H137V165L136 164H138L140 161H139V159H141V158H139L138 156H136L137 154H136V152H140V153H142V149L144 148V145H143V141H141L142 139L143 140H145L146 142H147V140H149L150 138V136L149 137H147L148 136V130H145L144 129V127H139ZM213 128V129H212ZM261 128H262V126H261ZM260 128V129H261ZM264 128V127H263ZM262 128V129H263ZM29 129V130H28ZM39 129V130H38ZM42 129H44V130H42ZM45 129H47V131H45ZM139 129V130H140ZM221 129H218L217 131H219L220 132V130ZM228 129V130H227ZM232 129V130H231ZM239 129V130H240ZM252 129H254V128H252ZM252 129H251V132H252ZM259 129V130H260ZM34 130H36V131H34ZM40 130H42V132L43 133H45V134H43ZM57 132H56V131ZM221 130V131H222ZM229 130H231V132L233 131L234 132V130H236L234 133L232 132V134H231V132L229 131ZM40 131V132H39ZM45 131V132H44ZM217 131H213V135L212 134H210V135H212L213 137V139H214V136L215 137H217V134H218V132ZM238 131V132H237ZM241 132L240 133H242V131L243 130H240ZM248 131H250V130H248ZM258 131V130H257ZM34 132H37V133H34ZM47 132V133H46ZM67 132V133H66ZM215 132V133H214ZM223 132H221V134L220 135H222V133ZM227 132V133H226ZM244 132V131H243ZM253 132H256V130L254 129V131ZM260 132H264L263 130H261ZM31 133V134H30ZM40 133H42V134H40ZM56 133V134H55ZM64 133H66V134H64ZM210 133H212V132H210ZM230 135H229V134ZM259 133V132H258ZM34 134H37V136L39 135H42L41 136V138L39 137V139H38V137H36V135H34ZM58 134L59 135H61V136H58ZM147 134V135H146ZM225 134H228V136L227 135H225ZM34 136V138H33V136ZM46 135V136H45ZM231 135H232V137H231ZM237 136V138H235L236 136ZM255 135V136H254ZM254 135H253V133H252V135H246L245 134V137L243 136V133H242V138L244 139V140H241V139H239L238 140V145L237 144H235L236 142H234V150L233 149H228L231 145H227L225 142H226V139L222 136V138H219L220 136H218V139L217 138H215V139H217V140H219V139H221L220 141L221 142H224V140L223 139H225V146L223 145V143H221L220 141H217L218 143L217 144H215V143H213V144H215V145H217V146H215V147H217V148H219L218 150H222V151H224V153L222 154V153H220L223 157L222 158H224L225 157V159H223V164L224 165H229V166H232L233 164H234V162L237 164V161H239V157H240V155L241 154H244V153H242V152H244V150L243 151H241L240 149H239V147H241V146H239V141H241V142H245V144L246 143H248L247 145H244L243 143V145H242V149H246V147L248 148V146L249 147H251V148H253L254 150H252L251 148H248V149H250V150H246V151H252V153L254 154V155H256V158H254L255 159V161L257 160L258 162L256 163H254L253 161H252V159H253V155H251L252 153H250V155H246V154H244V156L242 155V157H240V159H241V164L240 163H238V164H240V165H242L241 167H240V170H241V172H242V175H243V177H242V179L241 180H243V181H245V179H246V182H248V180H250V182H248L247 183V185L248 184H250V185H248V186H250L251 187V189L250 188H248L247 189V191H246V193L248 192V196L247 197H253V194H254V197L255 198H259V199H264V151H262V150H264V144L262 145V149L260 148V150H257V149H259V148H257V149H255L256 148V142H259L260 140L261 141H263L264 140V133H261V134H258V137H257V139L259 140V141H257V139H256V136H257V133L255 134L254 133ZM260 135V136H259ZM229 136H230V139H229ZM29 137V138H28ZM30 137H32V139H34L35 141H33ZM42 137H44L45 139H43ZM53 137H56L57 139H59V140H57L56 138H53ZM59 137V138H58ZM66 137V136H65ZM259 137H262L263 139H259ZM46 138H50V139H48V141H47V139ZM52 138V139H51ZM67 138V137H66ZM146 138V139H145ZM149 138V139H148ZM31 139V140H30ZM41 140L42 142H39V141H37L36 142V140ZM215 139H214V141L213 142H215ZM46 140V141H45ZM50 140H52V141H54V142H52V143H50ZM57 140V141H56ZM223 140V141H222ZM246 140V141H245ZM28 141V142H27ZM43 141H44V147H43V145H40V144H42L43 143ZM60 141V142H61ZM141 143H140V142ZM144 141V142H145ZM260 141V142H261ZM63 142H65V143H63ZM149 142H151V141H149ZM148 142V143H149ZM264 142V141H263ZM36 143H38V144H36ZM40 143V144H39ZM47 143V144H46ZM152 143H153V141H152ZM262 143V142H261ZM28 144V145H27ZM32 144V145H31ZM63 144H65V145H63ZM145 144V143H144ZM219 144V145H218ZM220 144H222L221 146H220ZM258 144V143H257ZM37 147H36V146ZM63 145V146H62ZM66 145H68L67 147H66ZM146 145H147V143H146ZM150 144H148L147 145V147L149 146ZM235 145L237 146V148L239 149H237L236 147H235ZM259 145H260V143H259ZM35 147V148H33V147ZM41 147V148H39V147ZM142 146H143V148H142ZM201 146H203L204 147V145H200V147ZM246 146V147H245ZM258 146V145H257ZM7 147H8V149H7ZM207 147V146H206ZM233 147V146H232ZM245 147V148H244ZM20 148V149H19ZM146 148V147H145ZM209 148V147H208ZM224 148H226L225 150H223ZM231 148V147H230ZM236 148V149H235ZM16 149V150H15ZM27 149H28V151H27ZM40 149V150H39ZM42 149V150H41ZM47 149H48V152H45L44 151V157L42 156L43 154H41V153H43L42 151L43 150H46L47 151ZM207 149V148H206ZM21 150V151H20ZM32 152H31V151ZM33 150H34V153H33ZM35 150H37V151H35ZM39 150V151H38ZM76 150H79V148H77ZM142 150V151H141ZM199 150H202V148L201 149H199ZM238 150V151H237ZM9 151V152H8ZM24 151H26V152H28L27 154L28 155H26V153L24 152ZM239 151H241V152H239ZM253 151H255L256 153H254ZM259 151H261V152H259ZM8 152V153H7ZM23 152H24V154H23ZM31 152V153H30ZM38 152H39V154H38ZM41 152V153H40ZM91 152V151H90ZM225 152H226V154L228 155L227 157L225 156L226 154H225ZM259 152V153H258ZM48 153V154H47ZM245 153H248V152H245ZM33 154V156H37L38 157V159H36L37 157H34L33 158V156H30V157H26V159H24V157H25V155L26 156H29V155H32ZM37 154V155H36ZM200 154V153H199ZM48 155V156H47ZM139 155V154H138ZM196 155L198 156V158H195L196 160L198 159L199 161H202V160H204V161H202V163L204 164V162H206V160L207 159H205V158H199V155L198 154H194V157H196ZM43 158H42V157ZM45 156H47V158L45 157ZM177 156V158L175 157V160H176V163L171 167V163L170 162H168V161H166V163L164 164H162V167H163V169H164V171H162V173L160 174V175H158V173L157 174H154L155 176H152V178H150V180L149 181H143L142 179H140V181L141 182H144V185H145V187H143V190L142 191H140V190H138V189H136V187L138 188V186L139 185H136V184H133L132 185V178H134V182L135 181H137L138 182V180H139V178L137 179V178H135V175L131 178V181L129 180V175L131 174V171L130 172H125L124 173V175H127V180H129L130 181V183H128L129 185L131 184L132 186H134V188H135V190H131V189H133V188H131L132 186H130V188L128 187L129 185H127V187L129 188V190H131V191H134V192H138V193H145V192H147L148 193V200H145V202L141 205L142 207L141 208H143V207H145V209H148V206H149V208L151 207V205L154 207V211L155 212H159L160 211V209L162 208V207H164L165 205H166V203L168 202V201H171V202H173L174 201V212H175V215H176V220H177V222H169V223H171L170 224V229H169V223H165L164 224V226H163V224L162 225H160V223H155L153 226L155 227V231H156V236H157V238H156V240H155V243L157 244V243H159V244H157L155 247L154 246H152V249H151V247L149 248H147V250H142L141 249V247H139L137 250H135L134 252H131L130 253V255H129V253L126 255L125 253H126V250H125V247L123 248V250H119V251H116L117 253H115L114 251L112 252V253H110L109 254V256H111L113 253H115V255H116V258H115V255L112 257H109L113 262H115L116 260H118V259H122L123 258V260L124 261H127V263L128 264H159V262L161 263H163L164 262V264H171V262H172V264H264V246H263V243H264V241H262V239H260V240H258L259 239V237H261V235L263 236L264 234V230H262L263 231V233H260V232H262V231H259V230H261V227L260 226H263L264 227V202H263V200H261L263 203H262V205H260V206H263L262 208L263 209H261V210H259L258 209V211H261L260 213H262V210H263V213H262V216H263V219L262 220H260L261 219V214H260V216H259V214H258V211H257V219H255V220H253L252 221V218L250 219L249 217V215H247L246 214V212H245V208H244V206H242V205H240V203L238 204V203H236L237 201H233V199H234V197H231L230 196V198L228 197V196H226L222 191H218V190H215V189H212V186L211 185H209L208 184V179L207 178H205V175H207L208 173V171H207V169H204V166H202L203 164H201L200 166H202V168L200 169H197V170H194V171H189L188 170V164H187V162L186 161H184L183 159H182V161L180 160V156L177 154L176 155ZM249 156V157H248ZM253 156V157H252ZM138 157V158H137ZM193 157V158H194ZM201 157V156H200ZM252 159H251V158ZM30 158V159H29ZM39 158L41 159V160H39ZM44 158H45V160H44ZM104 158V157H103ZM21 159H23V161L24 160H27V159H29V160H27L25 163L23 162V161H21ZM253 159V160H254ZM103 160V161H104ZM19 161V162H18ZM208 162H209V160H207ZM248 161L251 163V161H252V164L249 166V164L250 163H248ZM14 162V163H13ZM17 162V163H16ZM21 162H22V164H21ZM44 162V163H43ZM46 162V163H45ZM49 162V163H48ZM168 162V163H167ZM261 162V163H260ZM23 163L25 164V165H23ZM38 163H39V165H38ZM40 163H42V164H40ZM170 163V164H169ZM207 163V162H206ZM205 163V164H206ZM233 163V164H232ZM244 163L246 164L245 166H244ZM19 164H20V168H19ZM48 164H50V165H48ZM204 164V165H205ZM210 164V163H209ZM209 164H208V166H206V168H208L209 167ZM213 163H211V165H212ZM254 164V165H253ZM257 164V165H256ZM259 164H262L261 166L259 165ZM15 165H18V166H15ZM136 165V166H135ZM180 165V169L181 168H183V170L181 171L180 169V171L182 172V174L180 173V172H178L177 171V169H174L175 167H177V166H179ZM213 165H215V164H213ZM212 165V166H213ZM253 165V166H252ZM40 166L41 168V170H39L38 169V171H37V168ZM44 166H46V167H44ZM48 166V167H47ZM211 166V167H212ZM216 166V165H215ZM237 166H239V165H237ZM257 166H259L260 168L261 167H263V168H261V171H257L258 169H259V167L257 168ZM243 167V168H242ZM252 167H254V169H255V167L257 168V170L255 169V171L254 170H252ZM52 168H53V170H52ZM25 169V170H26ZM51 171H50V170ZM132 169H134V170H132ZM136 169V170H135ZM23 171V172H25L26 174H27V172H29V171ZM47 170H49L50 172H51V174L49 173V172H46ZM160 170V169H159ZM166 170V171H165ZM208 170H210V169H208ZM37 171V172H36ZM185 171V173H183ZM257 171V172H256ZM46 173H48V174H50L49 176H48V174H46ZM127 173H130V174H127ZM251 173V174H250ZM22 174V171H20V174H19V178L21 177L20 175ZM24 174V173H23ZM22 174V175H23ZM41 174H38V175H41ZM45 174V175H44ZM186 174V177L188 176L189 177V179H190V181L191 182H193V184L197 187V190H193V191H191V194H192V192L194 193V195H195V197H200V196H205L204 198H206V196H208L207 197V199L208 200H212V199H216L215 201H218V203L217 202H214V204H217V205H215L214 206V204H211V206H210V208L211 209H209V210H206V211H204V209H202L201 210V206L199 205V204H196V206L195 205H192V203L191 202H189L188 201V199L186 198V195H183V193H184V190L182 189L183 187H181L180 188V186H183V184L185 185V181H183V179H182V176L183 175H185ZM245 174H247V175H245ZM262 174V175H261ZM261 175V176H260ZM25 176V175H24ZM41 176V177H42ZM129 176V177H128ZM3 176L1 175L0 176V183H2V184H4L5 182L7 183L8 182V180H7V177H5V175H4V177L3 178H5V180L2 178ZM40 177V176H39ZM46 177V178H45ZM137 177H139V175L137 176ZM258 177H259V179H258ZM44 180V181H45ZM133 182V183H134ZM253 182H254V184H253ZM51 184V185H50ZM253 184V185H252ZM135 185H136V187H135ZM45 186H46V188H45ZM140 187V186H139ZM216 187H219V186H215V188ZM127 188V189H128ZM249 190H250V194H249ZM253 190V191H252ZM215 191V192H214ZM254 192V193H252V192ZM176 192V193H175ZM197 192V193H196ZM182 193V194H181ZM196 193V194H195ZM202 193V194H201ZM204 193V194H203ZM206 193H208V194H206ZM197 194H198V196H197ZM199 194H200V196H199ZM98 195H100V196H98ZM252 195V196H251ZM54 196V197H53ZM14 197H16V198H14ZM228 197V198H227ZM211 198V199H210ZM233 198V199H232ZM16 199V200H15ZM138 199L139 200H141V198H135L134 197V200L135 201H138ZM226 199H227V201H226ZM229 199V200H228ZM133 200V201H134ZM100 201V200H99ZM221 201V202H220ZM229 201L231 202H234V203H230L229 204ZM57 202V203H56ZM54 203H56V204H54ZM60 203H61V205L62 206H60V208L58 207L59 205H60ZM81 203V204H80ZM105 202H102V201H100V204H98V205H96L95 206V208H98L99 207V209L101 210V208H100V205L101 206H103L102 204H104ZM142 203V202H141ZM141 203H139V205L141 204ZM221 203V204H220ZM225 203H228L229 205H230V207H228V206H226V204ZM65 204V205H64ZM219 204V205H218ZM235 206H234V205ZM261 204V203H260ZM55 205V206H54ZM65 206V209H67V221H70V223H67L66 225H65V227H64V231H63V233H65V234H63L62 232L58 235L59 237H57L56 238V241L54 240L53 242H50L49 244H47V243H45V244H43V243H41L42 242V240H41V236L38 234V232H39V230H40V226H42V223H41V221H42V218H43V215L48 211V209L49 210H51L52 209V207H53V209H55L56 208V210H57V208L58 209H62V207H63V209H64V206ZM106 205V204H105ZM199 205V206H198ZM222 205H225V208H226V210L225 209H221V207H222ZM67 206V207H66ZM215 207V209H217V210H220V212L219 213H222L223 215L222 216H220V217H218V219H217V221H218V223H220L219 225H220V229H218L219 230V232H220V234H222V235H217V234H214V233H216V231H215V229L214 228H211L210 226V223H208V224H206L207 223V221L209 222V218L211 219V217L212 216H210V215H213L214 216V212L215 211H217V210H215L214 209V207ZM217 206H220V208L219 207H217ZM55 207V208H54ZM72 207V208H71ZM85 208V207H84ZM219 208V209H218ZM229 208V209H228ZM233 208V209H232ZM68 210H70V211H68ZM210 210H215V211H210ZM233 210H235V212H236V210H238L236 213L233 211ZM147 211V210H146ZM226 212V214H225V212ZM233 211V212H232ZM244 212L243 214L244 215H242V213H240V212ZM18 212V213H17ZM84 213H86V211L84 210L83 211ZM229 212V213H228ZM3 213V214H2ZM69 213V214H68ZM209 213H211V214H209ZM232 213H233V217L234 218H232ZM18 214V215H17ZM86 214H88V213H86ZM236 215V217H235V215ZM242 216H241V215ZM152 213H151V217H152ZM90 216V215H89ZM226 216H228V217H226ZM231 216V217H230ZM240 216H241V219H240ZM248 216V217H247ZM223 217V218H222ZM245 217H246V220H245ZM19 218H21L22 220H23V223H22V227L21 228H19V226H16V222H17V220H19ZM93 218H95V216L93 215ZM220 218H221V220H220ZM229 218H230V220H229ZM249 218V219H248ZM153 219H155V218H153ZM226 219H228V220H226ZM243 219V221H245L246 223L245 224H247L248 223V225H246V227L245 228H242V229H244V230H242V229H240L241 227H242V225H243V221H240V220H242ZM248 219V220H247ZM259 219V220H258ZM52 221H53V219H51ZM224 220V221H223ZM237 220H239V221H237ZM250 220V221H249ZM95 221V220H94ZM221 221H223V222H221ZM236 221V222H235ZM258 221H260L262 224L260 225V222L258 223ZM91 222H92V219H91ZM229 222V223H228ZM239 222H241V223H239ZM251 222H253V223H251ZM174 223H176V224H174ZM200 223V224H199ZM203 223V225L206 227H203V226H201V224ZM221 223H223L222 225L223 226H221ZM230 224V225H228V224ZM239 223V224H238ZM250 223V224H249ZM258 223V225H256ZM15 224V225H14ZM166 224H168V225H166ZM233 224V225H232ZM236 224H237V226H236ZM252 224V225H251ZM165 225H166V227L167 228H163V227H165ZM191 225H193V226H191ZM194 225H196V226H194ZM225 225V226H224ZM39 226V227H38ZM152 226V227H153ZM174 226V228H172ZM189 226H191L192 227V230H196L197 231V229L199 230L201 227H203V228H201V230H203L204 228H205V230H204V233L205 234H208V235H210V237L209 238H211V239H208L209 240V243H211V245L209 244V246L207 245V247H206V249H204V253H206V256H205V254L203 255V257H200L199 256V254H200V252H198V251H195V252H188V251H185V248H186V234L184 233V230H185V228H187V227H189ZM199 226V227H198ZM201 226V227H200ZM227 226V227H226ZM236 228H235V227ZM240 226V227H239ZM248 226V227H247ZM250 226V227H249ZM254 226H255V228H254ZM258 226V227H257ZM70 227H73L72 229L70 228ZM193 227H195V228H193ZM210 227V228H209ZM221 227H222V229H221ZM230 227L231 228H233L232 230L230 229ZM257 227V228H256ZM262 227V229H264ZM39 228V229H38ZM160 228V229H159ZM174 229V230H172V229ZM227 228V229H226ZM238 228V229H237ZM76 229L79 231H76ZM86 229H88V230H86ZM162 229V230H161ZM176 229L178 230V231H176ZM255 229H258V231L257 230H255ZM85 230V231H84ZM168 230V231H167ZM227 230V231H226ZM234 230V231H233ZM242 230V231H241ZM248 230V231H247ZM251 230V231H250ZM253 230H254V232H253ZM37 231V232H36ZM88 231V232H87ZM169 231H170V233L171 232H173L174 231V233H176V234H178V235H176V234H171L170 235V233H169ZM208 231V232H207ZM213 231V232H212ZM223 231V232H222ZM232 231H233V233H232ZM257 231V232H256ZM68 232H69V234H68ZM74 232V233H73ZM163 232V233H162ZM166 232V233H165ZM168 232V233H167ZM178 232V233H177ZM242 232V233H241ZM245 232V233H244ZM252 232V233H251ZM75 233H77V235L75 236ZM86 233V234H85ZM162 233V234H161ZM210 233V234H209ZM212 233V234H211ZM228 233H229V235H228ZM236 233V234H235ZM245 235H244V234ZM251 233V234H250ZM257 233V234H256ZM71 234V235H70ZM81 234H83V237H82V235ZM168 236H167V235ZM225 236H224V235ZM253 234V235H252ZM258 234H260V235H258ZM39 235V236H38ZM73 235V236H72ZM84 235L87 237H84ZM165 235V236H164ZM172 237L173 236V238H171L170 236ZM174 235H175V237H174ZM201 236H202V234H200ZM231 235V236H230ZM235 235V236H234ZM237 235V236H236ZM254 235H256V236H254ZM257 235H258V239L256 238L257 237ZM61 236V237H60ZM80 236V237H79ZM162 236V237H161ZM218 236H219V238H218ZM240 236H241V238H240ZM246 236V237H245ZM249 236H251V237H249ZM133 237V236H132ZM131 237V238H132ZM213 237V238H212ZM215 237H217V238H215ZM227 237V238H226ZM230 237V238H229ZM60 238V239H59ZM77 238H78V240H77ZM81 238V239H80ZM84 240H83V239ZM134 238H135V236H134ZM164 238L166 239V240H168L169 238L171 239H169L168 241H166V240H164ZM222 238V239H221ZM225 238V239H224ZM247 238V239H246ZM253 240H252V239ZM255 238V239H254ZM263 238V240H264V237H262ZM86 239V240H85ZM133 239V238H132ZM236 239V240H235ZM251 240V242H250V240ZM79 240H80V242H79ZM82 240H83V242H82ZM159 240V241H158ZM162 240V241H161ZM173 240V241H172ZM219 242H218V241ZM238 240V241H237ZM240 240V241H239ZM254 240H255V242H254ZM76 241H78V242H76ZM86 241V242H85ZM158 241V242H157ZM166 241V242H165ZM214 241V242H213ZM223 241V242H222ZM260 241V243H257V242H259ZM164 244L165 245V243H166V245L162 248V244ZM168 242H170V243H168ZM173 242V243H172ZM240 242V243H239ZM247 242V243H246ZM76 243V244H75ZM43 244V245H42ZM79 244L81 245V246H79ZM85 245V246H83V245ZM219 244V249H218V247H217V245ZM255 244V245H254ZM259 244H260V246H259ZM42 245V246H41ZM46 245V246H45ZM160 245H161V247H160ZM173 245L175 246V247H173ZM212 245H214V246H212ZM225 245V246H224ZM230 245V246H229ZM233 245V246H232ZM236 245V246H235ZM83 246V247H82ZM172 246V247H171ZM211 246V247H210ZM222 246V247H221ZM227 246V247H226ZM245 246H247V247H245ZM254 246V247H253ZM257 248H256V247ZM259 246V247H258ZM263 246V247H262ZM165 247H170L169 249L167 248V250L166 251H164L165 250ZM250 247V248H249ZM260 247H261V249H260ZM81 248V249H80ZM211 248V249H210ZM223 249V251H222V249ZM234 248V249H233ZM253 248V249H252ZM83 249V250H82ZM154 249H156V251H154ZM160 249H162V251L160 250ZM164 249V250H163ZM175 249V250H174ZM208 249V250H207ZM215 249H217V251L219 252H217V253H215L214 251H212V250H215ZM229 249V250H228ZM245 249H247V250H245ZM82 250V251H81ZM140 250V251H139ZM152 250V252L154 251L155 252V254H153V253H151V252H149V251H151ZM169 250V251H168ZM173 250V252H170V251H172ZM206 250H207V252H206ZM261 250H263V251H261ZM78 251H81V252H78ZM120 251H122V254H119V253H121ZM161 251V252H160ZM163 251H164V253H163ZM7 252V253H6ZM119 252V253H118ZM158 252V253H157ZM211 252V253H210ZM223 252H224V254H223ZM238 252H240V253H238ZM259 252V253H258ZM79 253V254H78ZM199 253V254H198ZM203 253V252H202ZM208 253H210L211 254V256H210V254H208ZM215 253V254H214ZM225 253H226V255H225ZM235 253V254H234ZM255 253V254H254ZM165 254V255H164ZM220 254V255H219ZM221 254H222V256H221ZM262 254V255H261ZM78 255V256H77ZM130 257H129V256ZM155 255H157V256H155ZM171 255H172V257H171ZM209 255V256H208ZM234 255V256H233ZM248 255V256H247ZM258 255V256H257ZM261 255V256H260ZM58 256H59V258H58ZM92 256H94V255H91V257L89 256L88 258H87V260H86V264H94V262L93 261H95V259H97L96 258V256H95V259H91V258H93ZM196 258H195V257ZM215 256V257H217V258H215L214 257V260L212 259L213 257ZM227 256V257H226ZM251 256H252V258H251ZM255 256V257H254ZM171 257V258H170ZM175 257V258H174ZM201 259H200V258ZM226 257V258H225ZM243 257V258H242ZM247 257V258H246ZM258 257V258H257ZM78 258V259H77ZM159 258V259H158ZM237 258V259H236ZM255 258V259H254ZM258 259V262H257V259ZM261 258H263L262 260H261ZM61 259V260H60ZM116 259V260H115ZM161 259H163V260H161ZM170 259V260H169ZM178 259V260H177ZM220 259H221V261H220ZM228 259V260H227ZM251 259V260H250ZM90 260H91V262H90ZM158 261L157 263H155L156 261ZM161 260V261H160ZM172 260V261H171ZM204 260L205 261H207V262H204ZM214 262H213V261ZM218 260V261H217ZM239 260V261H238ZM75 263H74V262ZM170 261V262H169ZM178 261V262H177ZM211 261V262H210ZM228 261V262H227ZM246 261V262H245ZM260 261V262H259ZM262 261V262H261ZM200 262V263H199ZM219 262V263H218ZM1 264V263H0ZM2 264H7V260H4V261H2Z\"/></svg>",
  "mask_w": 264,
  "mask_h": 264
},
{
  "label": "built area",
  "instance_id": "3",
  "mask_svg": "<svg viewBox=\"0 0 264 264\" xmlns=\"http://www.w3.org/2000/svg\"><path fill=\"white\" fill-rule=\"evenodd\" d=\"M69 217L71 222L76 226L86 227L90 224L89 216L80 211H76V210L71 211ZM39 264H43V263H39Z\"/></svg>",
  "mask_w": 264,
  "mask_h": 264
}]
</instances>
